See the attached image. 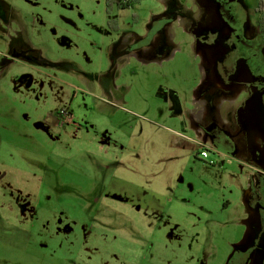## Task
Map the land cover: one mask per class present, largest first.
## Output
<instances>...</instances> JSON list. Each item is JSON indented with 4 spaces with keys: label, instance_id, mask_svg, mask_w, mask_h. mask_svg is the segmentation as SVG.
Listing matches in <instances>:
<instances>
[{
    "label": "rangeland",
    "instance_id": "rangeland-1",
    "mask_svg": "<svg viewBox=\"0 0 264 264\" xmlns=\"http://www.w3.org/2000/svg\"><path fill=\"white\" fill-rule=\"evenodd\" d=\"M262 16L264 0H0V264H261L243 193ZM231 100L239 159L216 127ZM197 119L219 130L207 160L170 132Z\"/></svg>",
    "mask_w": 264,
    "mask_h": 264
},
{
    "label": "crops",
    "instance_id": "crops-1",
    "mask_svg": "<svg viewBox=\"0 0 264 264\" xmlns=\"http://www.w3.org/2000/svg\"><path fill=\"white\" fill-rule=\"evenodd\" d=\"M256 80L259 83L260 77L257 78ZM262 82H264V81H262ZM225 102H227V101H224V103ZM195 103H196V101H195ZM247 103L248 102H245V105L242 107V108L245 107L244 109H245L246 113L249 112V110H248L249 108H248ZM235 105H236V103L233 102L229 108V110L231 111V118H230V116L228 118H226V117L221 118L218 122H216V127L218 124H222V127L224 126V140H225L224 142H226V146H224V156L231 157L234 159H236V158L239 159L240 156H238V155L240 154V150H239L240 147H239V145H237L235 140H236L237 136H239V133L241 131H243V128L237 127L235 123H232L230 121V119H233V122H236L237 119H240V118H238L239 108L236 107ZM204 114H205V112H204ZM192 126H193L192 131L194 133L193 137L187 136V134L182 135L179 132H173V131H170V132L177 135L178 137H183L184 139L187 140L188 143L193 144L195 147V150H196L195 155L198 156L199 151H201L204 148H207V146H210L209 145V143L211 142L210 137H211V134H213V131L214 132L216 131V133L217 132L219 133V130H217V129H210L209 130V127H207V126L205 127L206 129H204V127L202 126V123H200L199 120L198 121L194 120L192 122ZM235 128H237V129H235ZM170 130H172V129H170ZM205 131L207 132L208 138L206 136ZM246 153H247V151H246ZM247 155L249 156V159L251 160L250 161L251 162L250 163L251 169L254 171V173H256V175L255 174L252 175L250 186H249L248 190H246L243 193V194H245L243 202H244V206L246 207L245 215H248L250 219L255 220L258 216L256 214L257 211L255 210V208H253V209L251 208L250 202L253 201V203H254V200H255L254 192H255V187L257 185V181L254 180L255 176L264 175V148L262 146H260L259 148H257L256 153H255L254 149L251 148ZM163 200H165V199L163 198ZM228 204H225L224 208L227 209ZM263 223H264V221H263ZM262 228H263V226H262ZM254 230H255V233L253 234V239H255L257 236H261L262 229H255V227H254ZM249 231H250V229L248 230V232ZM258 233H261V234L258 235Z\"/></svg>",
    "mask_w": 264,
    "mask_h": 264
},
{
    "label": "flooded vegetation",
    "instance_id": "flooded-vegetation-1",
    "mask_svg": "<svg viewBox=\"0 0 264 264\" xmlns=\"http://www.w3.org/2000/svg\"><path fill=\"white\" fill-rule=\"evenodd\" d=\"M123 1L124 0H118V2H123ZM240 37L241 36L238 37L239 40H240ZM255 55H259V54H255ZM223 61H224V58H223ZM221 66L224 67L223 64ZM257 78H259V77H257ZM70 116H72L71 113H70ZM254 198H255V200H254V208H255V210L257 212H259V213L264 212V175H259L258 176L257 185L255 187V192H254ZM259 237L264 238V230L262 232V235L259 236ZM253 242H254V239L252 241V244H253ZM258 251L260 253L259 256L261 257V264H264V241H263V245H260V248H258V250L256 249V253ZM252 256L254 258H252ZM256 257H257V255L253 252V250H251V251L248 252V254L246 256L243 253L240 256V260H238L237 264H254L253 260Z\"/></svg>",
    "mask_w": 264,
    "mask_h": 264
},
{
    "label": "trees",
    "instance_id": "trees-1",
    "mask_svg": "<svg viewBox=\"0 0 264 264\" xmlns=\"http://www.w3.org/2000/svg\"><path fill=\"white\" fill-rule=\"evenodd\" d=\"M136 2L137 0H124L123 2H118V0H109V5H116L119 9L124 10V9H128L132 3H136ZM258 27H259L258 42L259 44H262V46H264V16L259 17ZM64 112L59 113L61 118L64 117ZM242 254H243V251L237 252L230 259V264H237Z\"/></svg>",
    "mask_w": 264,
    "mask_h": 264
},
{
    "label": "built area",
    "instance_id": "built-area-1",
    "mask_svg": "<svg viewBox=\"0 0 264 264\" xmlns=\"http://www.w3.org/2000/svg\"><path fill=\"white\" fill-rule=\"evenodd\" d=\"M70 115V113L68 112H64V119H68L67 118V116H69ZM63 119V120H64ZM211 154V151H210V149H208V148H204V149H202L201 151H199V153H198V156H200V159L202 160V159H205V160H207V159H209L210 158V155ZM210 164L211 165H213V164H215V162H213V160H211L210 161Z\"/></svg>",
    "mask_w": 264,
    "mask_h": 264
}]
</instances>
